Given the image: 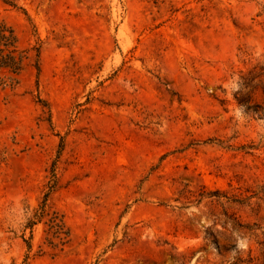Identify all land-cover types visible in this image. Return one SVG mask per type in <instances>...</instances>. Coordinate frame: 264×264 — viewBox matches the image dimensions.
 Instances as JSON below:
<instances>
[{"label": "rangeland", "instance_id": "374dc122", "mask_svg": "<svg viewBox=\"0 0 264 264\" xmlns=\"http://www.w3.org/2000/svg\"><path fill=\"white\" fill-rule=\"evenodd\" d=\"M11 1L0 264H262L264 0Z\"/></svg>", "mask_w": 264, "mask_h": 264}, {"label": "trees", "instance_id": "16d2710c", "mask_svg": "<svg viewBox=\"0 0 264 264\" xmlns=\"http://www.w3.org/2000/svg\"><path fill=\"white\" fill-rule=\"evenodd\" d=\"M3 2L15 6L11 0H3ZM37 55V54H36ZM30 59L28 50H22L17 46V39L14 30L6 22L0 19V68H5L18 74L24 67L25 62ZM37 60V59H36ZM36 68H38V63L36 61ZM261 74H255L251 76L247 74L240 77V86L247 90V94H253L256 87L261 85V90L263 93L262 101L264 102V82L260 80ZM257 81L256 84H252L253 81ZM247 100H250V95H248ZM246 100V101H247ZM240 102L244 100H239ZM255 105V104H254ZM255 106H259L256 104ZM262 245L261 252L264 258V242L260 243ZM264 264V260L262 262Z\"/></svg>", "mask_w": 264, "mask_h": 264}]
</instances>
